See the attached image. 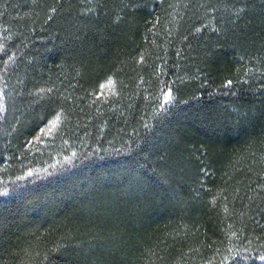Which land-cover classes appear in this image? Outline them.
Here are the masks:
<instances>
[{"label":"trees","instance_id":"trees-1","mask_svg":"<svg viewBox=\"0 0 264 264\" xmlns=\"http://www.w3.org/2000/svg\"><path fill=\"white\" fill-rule=\"evenodd\" d=\"M0 264H264V0H0Z\"/></svg>","mask_w":264,"mask_h":264},{"label":"snow or ice","instance_id":"snow-or-ice-1","mask_svg":"<svg viewBox=\"0 0 264 264\" xmlns=\"http://www.w3.org/2000/svg\"><path fill=\"white\" fill-rule=\"evenodd\" d=\"M229 83H231V82H229ZM170 95V94H169Z\"/></svg>","mask_w":264,"mask_h":264}]
</instances>
